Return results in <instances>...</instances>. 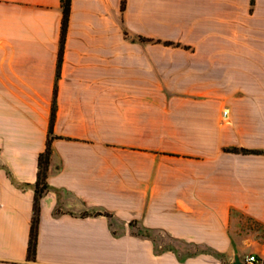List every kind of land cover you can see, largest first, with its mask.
Returning <instances> with one entry per match:
<instances>
[{"label":"crops","instance_id":"1","mask_svg":"<svg viewBox=\"0 0 264 264\" xmlns=\"http://www.w3.org/2000/svg\"><path fill=\"white\" fill-rule=\"evenodd\" d=\"M131 3L72 0L58 76L61 0H0V264L264 258V0Z\"/></svg>","mask_w":264,"mask_h":264},{"label":"trees","instance_id":"2","mask_svg":"<svg viewBox=\"0 0 264 264\" xmlns=\"http://www.w3.org/2000/svg\"><path fill=\"white\" fill-rule=\"evenodd\" d=\"M61 6L63 11V18H62V27H61V35H60V45H59V52H58V67H57V75H60V67L62 62V55L63 50L66 42L67 31L70 21V14L72 10V0H61ZM121 10L126 8V0H121ZM139 39L144 42H153L159 43L165 46H175V47H187L185 44L181 42H176L173 40L167 39H160V38H147L145 36L140 35ZM56 91L54 93V99L52 103L51 109V117H50V126H49V134L47 138L46 149L40 153L38 157V172H37V182H36V189L34 195V215L32 219V225L30 230V239L28 244V259L35 260L36 258V251H37V242H38V233H39V218H40V207H41V199L44 194L49 189L48 184V171L50 167V161L52 156V142L55 138H58L54 134L53 125L56 117ZM223 150L225 152L231 153H241V154H259L261 153L260 150L257 149H248L243 147H224ZM96 215L101 214V212H96ZM88 215V214H84Z\"/></svg>","mask_w":264,"mask_h":264},{"label":"rangeland","instance_id":"3","mask_svg":"<svg viewBox=\"0 0 264 264\" xmlns=\"http://www.w3.org/2000/svg\"><path fill=\"white\" fill-rule=\"evenodd\" d=\"M128 2V0H126ZM131 12L132 15L135 16L140 12L145 13L146 15H152L153 8L152 7H142L141 0H131ZM160 12L162 16H169V15H177V14H183L184 15V8L183 7H161ZM254 228H259V224L254 222L253 223ZM260 264H264V258L262 261H260Z\"/></svg>","mask_w":264,"mask_h":264},{"label":"built area","instance_id":"4","mask_svg":"<svg viewBox=\"0 0 264 264\" xmlns=\"http://www.w3.org/2000/svg\"><path fill=\"white\" fill-rule=\"evenodd\" d=\"M258 260L257 258L254 256V255H250V256H247L243 262H245L246 264H254L256 263Z\"/></svg>","mask_w":264,"mask_h":264},{"label":"water","instance_id":"5","mask_svg":"<svg viewBox=\"0 0 264 264\" xmlns=\"http://www.w3.org/2000/svg\"><path fill=\"white\" fill-rule=\"evenodd\" d=\"M233 264H246V263L243 262L238 255H236Z\"/></svg>","mask_w":264,"mask_h":264}]
</instances>
